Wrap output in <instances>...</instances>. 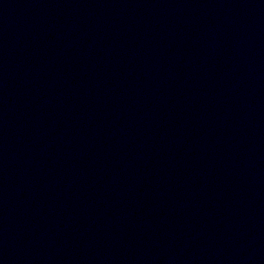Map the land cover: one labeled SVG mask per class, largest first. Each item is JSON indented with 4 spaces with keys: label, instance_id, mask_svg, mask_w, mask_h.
Wrapping results in <instances>:
<instances>
[{
    "label": "water",
    "instance_id": "95a60500",
    "mask_svg": "<svg viewBox=\"0 0 264 264\" xmlns=\"http://www.w3.org/2000/svg\"><path fill=\"white\" fill-rule=\"evenodd\" d=\"M0 264H264V0H0Z\"/></svg>",
    "mask_w": 264,
    "mask_h": 264
}]
</instances>
